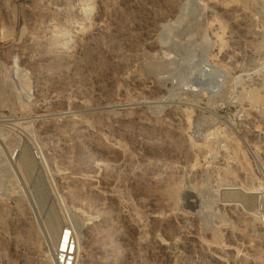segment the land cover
<instances>
[{
	"label": "rangeland",
	"instance_id": "374dc122",
	"mask_svg": "<svg viewBox=\"0 0 264 264\" xmlns=\"http://www.w3.org/2000/svg\"><path fill=\"white\" fill-rule=\"evenodd\" d=\"M71 211L77 264H264V0H0V264Z\"/></svg>",
	"mask_w": 264,
	"mask_h": 264
},
{
	"label": "bare ground",
	"instance_id": "6f19581e",
	"mask_svg": "<svg viewBox=\"0 0 264 264\" xmlns=\"http://www.w3.org/2000/svg\"><path fill=\"white\" fill-rule=\"evenodd\" d=\"M186 9V8H185ZM191 9V8H190ZM193 10H195L196 9V7H194V8H192ZM186 15V14H185ZM179 23V22H178ZM166 33V32H165ZM165 33H164V35H165ZM164 40V39H163ZM166 40V39H165ZM207 72V71H206ZM204 73V72H203ZM156 74V73H155ZM220 73L218 72V71H216V70H211L210 72L208 71V73H207V77H206V82L209 84V86L211 87V90H213V91H220L221 90V84H220V82H219V75ZM162 79V78H161ZM199 79V78H198ZM221 80V79H220ZM11 83H8L7 82V86H12V85H10ZM5 85V84H4ZM208 86V87H209ZM226 94V93H225ZM248 98V97H247ZM253 98H255V96L253 97ZM21 161H22V164H23V168L25 169V171H27V173H32L33 171V168H32V166H31V163L26 159V157L23 155L22 156V158H21ZM3 170H5V173L8 175V168L6 167L5 169H3ZM23 170V169H22ZM24 171V170H23ZM235 197V196H234ZM246 200V199H245ZM251 200V199H250ZM69 217L71 218L70 220H71V223H72V225L70 224V223H68L71 227H72V229H73V232H72V235H73V238L75 239V250H74V253H75V256H76V264H77V262H78V258H79V253H80V246H79V238H80V234L82 233V229H83V223L81 222V220L75 215V213L73 212V211H71L70 213H69ZM154 218V217H153ZM50 220H52V222H49L50 223V225H52L51 227H53V229H54V232H53V234H54V236L53 237H50V241L48 242V248L50 249V250H52L53 248H55L54 249V256H55V253H59V249H60V247H61V239H62V231H63V229H61V225H57V221H56V224H55V221H53V217H51L50 218ZM49 220V221H50ZM53 223L55 224V225H53ZM63 228V227H62ZM52 229V228H51ZM50 229V230H51ZM50 234V233H49ZM76 234V235H75ZM77 236V237H76ZM77 238V239H76ZM63 246H65V245H63ZM52 252V251H51ZM54 256H53V259H54ZM46 261H45V263L46 264H56V262H55V259H54V262H53V259H52V257H51V255L48 253V255H46Z\"/></svg>",
	"mask_w": 264,
	"mask_h": 264
},
{
	"label": "built area",
	"instance_id": "2783aa9c",
	"mask_svg": "<svg viewBox=\"0 0 264 264\" xmlns=\"http://www.w3.org/2000/svg\"><path fill=\"white\" fill-rule=\"evenodd\" d=\"M72 232L73 229L70 225H66L63 228L61 247L59 253H55L54 256L56 264H76V256L74 253L75 239L73 238Z\"/></svg>",
	"mask_w": 264,
	"mask_h": 264
}]
</instances>
